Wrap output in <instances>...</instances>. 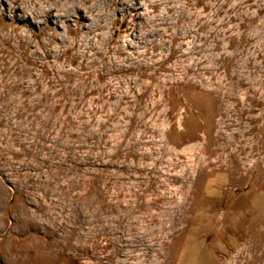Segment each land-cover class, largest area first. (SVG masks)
<instances>
[{
  "label": "rangeland",
  "instance_id": "1",
  "mask_svg": "<svg viewBox=\"0 0 264 264\" xmlns=\"http://www.w3.org/2000/svg\"><path fill=\"white\" fill-rule=\"evenodd\" d=\"M0 264H264V0H0Z\"/></svg>",
  "mask_w": 264,
  "mask_h": 264
}]
</instances>
